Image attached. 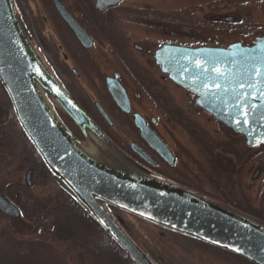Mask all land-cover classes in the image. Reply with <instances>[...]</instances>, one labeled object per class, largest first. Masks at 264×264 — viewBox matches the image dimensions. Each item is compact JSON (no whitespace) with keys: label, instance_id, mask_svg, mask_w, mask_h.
<instances>
[{"label":"water","instance_id":"obj_1","mask_svg":"<svg viewBox=\"0 0 264 264\" xmlns=\"http://www.w3.org/2000/svg\"><path fill=\"white\" fill-rule=\"evenodd\" d=\"M122 0H96L100 10ZM60 15L83 38V31L55 0ZM160 71L196 94V104L232 131L248 147L264 143V36L251 44L164 43L155 50ZM0 87L16 122L53 181L88 213L94 223L134 264H157L108 206L152 225L264 264V223L230 206L181 186L130 158L78 106L63 88L36 46L14 0H0ZM112 95L130 109L124 89ZM56 109L76 123L80 141ZM105 115V114H104ZM144 140L166 161L173 156L142 118L135 114ZM32 170L25 181L31 184ZM0 210L18 217L20 210L0 195Z\"/></svg>","mask_w":264,"mask_h":264},{"label":"rangeland","instance_id":"obj_2","mask_svg":"<svg viewBox=\"0 0 264 264\" xmlns=\"http://www.w3.org/2000/svg\"><path fill=\"white\" fill-rule=\"evenodd\" d=\"M19 1L23 5L24 0ZM125 6L156 15L147 22L153 27L124 23L121 29L130 51L129 60L138 62L140 76L153 82L151 93L132 99L133 110L156 119V131L175 154L171 173L180 174L182 167L188 184L194 179L192 173L198 167L195 163L205 165L212 152L223 171L216 177L225 185L223 193L230 192L235 202L250 212L248 215L264 222L263 145L248 147L242 134L198 107L195 95L163 75L152 58L154 49L163 42L189 46L251 44L256 37L264 36V0H127ZM134 42L144 50L133 49ZM80 56L90 57L100 74L116 67H122L127 74L128 70L109 52L92 50ZM70 74L69 69L62 70L65 79L71 78ZM125 79L133 92L138 89L129 76ZM28 169H32L30 185L25 181ZM203 184L198 190L212 194L208 184ZM62 192L25 140L0 87V195L20 210L18 217L0 210V264H14V257L20 260L18 264H52L54 259L59 264H86L83 240L62 241L48 232L54 226L52 208L59 205ZM119 217L130 234L162 264H235L228 255L196 241L131 215L119 213ZM72 225L73 236L89 234L95 243L99 242L95 237L101 231L95 225L77 221Z\"/></svg>","mask_w":264,"mask_h":264},{"label":"flooded vegetation","instance_id":"obj_3","mask_svg":"<svg viewBox=\"0 0 264 264\" xmlns=\"http://www.w3.org/2000/svg\"><path fill=\"white\" fill-rule=\"evenodd\" d=\"M15 1L36 46L55 77L78 106L130 158L154 173L189 188L181 183L187 180V173L182 167L180 174L171 173L174 170L175 154L156 131L154 127L156 119L148 118L132 107L133 98H141L145 92L151 93L153 82L147 76H140L137 68L141 65L138 62L129 60L130 51L127 50L121 28L124 23L152 26L151 22H147L156 15L148 11L143 13L135 8H127L125 6L127 0L109 5L103 10L95 6L96 0H58L79 26L78 28L83 31V38H80L60 15L55 0H24L23 5L19 0ZM132 44L133 49L140 52L144 50V46L136 42ZM157 48L154 49L152 58L154 65L159 68L154 58ZM92 50L109 52L128 70L127 74L122 71V67H116L111 72L98 73L96 63L91 61L90 57L80 56L87 52L91 53ZM66 69L72 74V76L70 74L71 78L66 75L68 80L62 76V70ZM126 75L139 86L136 91L133 92L126 82ZM117 84L124 89L128 98L130 106L128 112L122 110L112 95L111 88ZM56 112L68 130L85 142L79 126L58 109ZM135 114L142 118V124L153 130L166 144L173 156L171 163L144 140L140 127L135 122ZM112 212L118 216L122 213L114 208Z\"/></svg>","mask_w":264,"mask_h":264},{"label":"trees","instance_id":"obj_4","mask_svg":"<svg viewBox=\"0 0 264 264\" xmlns=\"http://www.w3.org/2000/svg\"><path fill=\"white\" fill-rule=\"evenodd\" d=\"M210 153H211L209 155L210 157L206 160L205 165L195 163L196 167L197 166L198 167L197 170L194 171V173H192V175L194 174V179L191 182H188V184H186V182H181V183L187 185L189 188L197 190L201 194H204L212 199L218 200L246 214H249L250 212L247 209H244L242 204L239 203L237 204L235 202L236 198H234L230 192L226 194L223 193V191L225 192V185L223 186L221 184V180L216 178L222 176L223 171L221 165L219 164L218 159L215 158L212 152ZM240 162L241 161L238 160L237 165H239ZM245 163H247V161H245ZM189 173L191 174V172ZM204 182H206V184H208V186L211 188V190L213 191L212 194L210 193L209 195H207V193L198 190L199 187H202L204 185L203 184ZM62 193L64 194V197L60 201H58L59 205L57 204L52 208L54 214V226L48 231L51 234V236L62 241H72L76 239L83 240L84 246L82 247H84V251L87 253L86 264H121L122 262L124 263V261H130L128 257L125 255V253L100 229H99L101 231L100 235L95 237L96 239L99 240L98 243H95L94 239H92L91 235L89 234L82 236L77 234L73 236V233L70 229L73 230L74 225L72 224L74 223V221H77L79 223L83 222L85 224L89 223L91 225H95V223L88 215V213L71 196L67 195L64 192ZM252 216L255 217L256 219H259L258 216H254V215ZM157 228L163 231H167L160 227ZM167 232H170L175 235H179L171 231H167ZM180 236L196 241L202 245L208 246L218 252L228 255L229 257L232 258L231 260L235 264H253L233 253L223 251L221 249H218L216 247H213L211 245L202 243L200 241L191 239L183 235ZM148 254L154 259V261L157 264H162L159 260L155 259L151 255V253ZM117 257H119V259ZM107 259H110V262H107ZM120 261L122 262L120 263ZM11 262L12 263L15 262L14 264H18L20 263V260L15 259L14 257L13 259H11ZM31 264H33V262ZM52 264H59V263L54 259L52 260Z\"/></svg>","mask_w":264,"mask_h":264}]
</instances>
